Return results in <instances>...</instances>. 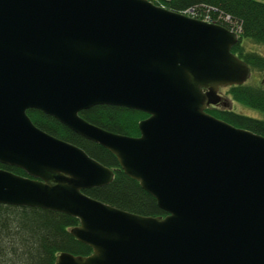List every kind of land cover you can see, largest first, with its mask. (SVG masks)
I'll return each instance as SVG.
<instances>
[{
    "label": "water",
    "instance_id": "obj_1",
    "mask_svg": "<svg viewBox=\"0 0 264 264\" xmlns=\"http://www.w3.org/2000/svg\"><path fill=\"white\" fill-rule=\"evenodd\" d=\"M237 31L151 0H0V202L78 218L88 254L54 264H264V135L208 111L249 64ZM138 109L139 134L79 114ZM35 108L117 158L164 214L87 194L114 169L37 126Z\"/></svg>",
    "mask_w": 264,
    "mask_h": 264
},
{
    "label": "trees",
    "instance_id": "obj_2",
    "mask_svg": "<svg viewBox=\"0 0 264 264\" xmlns=\"http://www.w3.org/2000/svg\"><path fill=\"white\" fill-rule=\"evenodd\" d=\"M152 1L175 11L195 7L198 11L207 9L212 15L229 14L239 27L240 36L231 50L249 64L253 74L256 71L264 74V53L243 44L250 41L264 46L263 0ZM220 23L228 25L227 22ZM226 93L233 100L257 109L261 115L252 116L233 108L215 106L206 108V111L264 135V80L229 85ZM27 113L40 128L82 147L90 156L114 169V178L110 182L84 189L87 194L129 211L151 215L165 213L155 197L142 188L137 179L123 171L110 150L41 110L28 108ZM79 114L107 130L132 136L139 134L138 121L148 115L142 110L113 104H95L80 110ZM0 167L26 175L16 165L0 162ZM77 223V217L62 211L0 202V264H54L55 257L62 251L90 253L92 248L70 231Z\"/></svg>",
    "mask_w": 264,
    "mask_h": 264
},
{
    "label": "rangeland",
    "instance_id": "obj_3",
    "mask_svg": "<svg viewBox=\"0 0 264 264\" xmlns=\"http://www.w3.org/2000/svg\"><path fill=\"white\" fill-rule=\"evenodd\" d=\"M243 44L245 45L246 48H253V49H256L258 51H262L264 53V46L263 45H260V44L254 43V42H250V41H246ZM261 79L264 80L263 71H256L254 74H253V72H251V75L248 78V80H251V81H253V80L260 81ZM227 87L228 86L221 87L220 93L222 94L223 98L227 99L228 105H229L228 107L233 108L234 110H236L238 112L246 113V114L252 115V116H260L261 115V113L257 109H254L252 107H248V106H246V105H244L238 101L233 100L226 93ZM213 106H216V105H213Z\"/></svg>",
    "mask_w": 264,
    "mask_h": 264
},
{
    "label": "built area",
    "instance_id": "obj_4",
    "mask_svg": "<svg viewBox=\"0 0 264 264\" xmlns=\"http://www.w3.org/2000/svg\"><path fill=\"white\" fill-rule=\"evenodd\" d=\"M157 1H161V0H157ZM180 12L191 15L193 17L201 18V19L206 20L208 22H218V23L227 22L228 23L227 26L230 29L239 32V27L235 24L234 21L231 20V17L229 14L218 13L216 15H212L207 9L206 10L200 9L198 11L195 7H189V8H186V9L180 11Z\"/></svg>",
    "mask_w": 264,
    "mask_h": 264
},
{
    "label": "flooded vegetation",
    "instance_id": "obj_5",
    "mask_svg": "<svg viewBox=\"0 0 264 264\" xmlns=\"http://www.w3.org/2000/svg\"><path fill=\"white\" fill-rule=\"evenodd\" d=\"M211 106H213V105H209V106H207V109L210 108ZM228 106H229V105H228V101H227V99H226V98H223L222 102L219 103V104H217L215 107L230 108V107H228Z\"/></svg>",
    "mask_w": 264,
    "mask_h": 264
}]
</instances>
